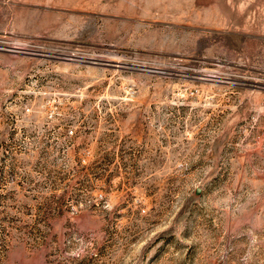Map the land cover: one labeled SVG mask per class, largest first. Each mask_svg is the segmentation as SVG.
<instances>
[{
  "label": "rangeland",
  "instance_id": "374dc122",
  "mask_svg": "<svg viewBox=\"0 0 264 264\" xmlns=\"http://www.w3.org/2000/svg\"><path fill=\"white\" fill-rule=\"evenodd\" d=\"M0 264H264V0H0Z\"/></svg>",
  "mask_w": 264,
  "mask_h": 264
}]
</instances>
